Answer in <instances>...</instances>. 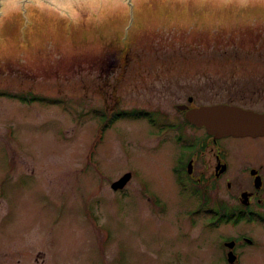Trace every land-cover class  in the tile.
Listing matches in <instances>:
<instances>
[{
	"label": "rangeland",
	"instance_id": "374dc122",
	"mask_svg": "<svg viewBox=\"0 0 264 264\" xmlns=\"http://www.w3.org/2000/svg\"><path fill=\"white\" fill-rule=\"evenodd\" d=\"M72 1L0 0V264H226L225 235L244 232L263 246L244 244L241 264H264V223L215 228L172 170L186 152L175 105L264 71V0ZM23 92L40 98L10 96ZM118 110L145 112L103 133ZM207 195L217 210L228 198Z\"/></svg>",
	"mask_w": 264,
	"mask_h": 264
},
{
	"label": "flooded vegetation",
	"instance_id": "af4514ba",
	"mask_svg": "<svg viewBox=\"0 0 264 264\" xmlns=\"http://www.w3.org/2000/svg\"><path fill=\"white\" fill-rule=\"evenodd\" d=\"M231 73L228 76L222 74L224 79L220 81L213 78L205 87L197 88L201 92L207 91V95L201 97L190 94L187 96V102L183 101L175 105L177 112L182 116L178 126L179 133L175 135V139L186 146V152L179 154L172 170L175 174L185 175L186 179L198 189L197 192L205 194L207 199L200 207L201 210L206 211V215H211L212 225L215 228L228 224L233 228L243 222L264 223V142L261 146L252 147L246 152H243L242 147L226 142L229 138L264 140V135L215 138L208 134L204 127H197L186 119V112L189 109L217 103L237 105L264 114V85H259L264 71L246 70ZM243 73L246 76L253 74L259 76L253 77L252 81L249 80L251 77H246L247 82L252 85L240 86L245 80L235 78ZM218 85H229L226 89L227 94L217 91ZM179 104L186 105L187 108L178 109ZM184 124L197 131L189 140L184 133ZM222 187L225 188V196L228 198L214 200L218 204L217 210L213 208L214 203L213 200H209L207 190ZM234 223L237 224L234 226ZM228 241L235 243L232 249L237 256L235 263L228 261V253L231 251L225 246ZM259 242L246 232L225 235L221 243L224 261L226 264H241L245 253L243 245L263 246L261 241Z\"/></svg>",
	"mask_w": 264,
	"mask_h": 264
},
{
	"label": "water",
	"instance_id": "95a60500",
	"mask_svg": "<svg viewBox=\"0 0 264 264\" xmlns=\"http://www.w3.org/2000/svg\"><path fill=\"white\" fill-rule=\"evenodd\" d=\"M177 107L187 108L186 105L181 104ZM186 118L197 126L205 127L207 132L215 138L264 135V114L236 105L214 104L194 107L186 112ZM131 177L132 173L127 172L115 180L111 187L114 190L122 189ZM234 245L233 241L226 243V246L230 248ZM228 260L230 263L235 262L236 255L233 251L228 253Z\"/></svg>",
	"mask_w": 264,
	"mask_h": 264
},
{
	"label": "trees",
	"instance_id": "16d2710c",
	"mask_svg": "<svg viewBox=\"0 0 264 264\" xmlns=\"http://www.w3.org/2000/svg\"><path fill=\"white\" fill-rule=\"evenodd\" d=\"M73 2H75V4H76V6H77V3H76V1H72V3ZM71 3V4H72ZM74 5V4H73ZM72 6V5H71ZM81 13H82V15L85 17V19H86V17H87V10H85V11H81ZM10 96H12V97H14V98H18V99H20V100H22V101H24V102H28V103H31V102H33V101H35V100H37V99H39L40 97L37 95V96H35V95H32V93H29V92H23L22 94H17V95H10ZM59 101L56 99L55 100V103H58ZM108 112H106L105 113V116H104V118L105 117H107L106 119V122L101 126V130H105L106 128H107V126H109L110 124H111V122H112V120H115V118H120L121 116L122 117H124V116H126V115H132L133 114V116H136V111H126V110H118V111H111L110 113H108V114H110V116L107 114ZM141 113H139V115H140Z\"/></svg>",
	"mask_w": 264,
	"mask_h": 264
}]
</instances>
